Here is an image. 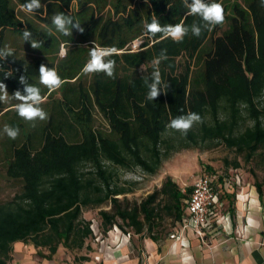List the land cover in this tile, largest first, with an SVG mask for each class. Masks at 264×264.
I'll return each mask as SVG.
<instances>
[{
	"label": "trees",
	"instance_id": "obj_1",
	"mask_svg": "<svg viewBox=\"0 0 264 264\" xmlns=\"http://www.w3.org/2000/svg\"><path fill=\"white\" fill-rule=\"evenodd\" d=\"M27 2L30 0H0V50L12 53L0 59V83L12 95L17 90L23 93L24 85L19 82L23 75L27 84L40 88V106H46L48 118L6 122L20 131L16 139L8 137L4 142L0 163L8 178L21 183V190L0 203V264H13L18 241L47 248V254H40L48 259L61 245L81 250L94 235L92 221L83 218L84 208H97L108 201L115 211L100 210L103 232L114 224L125 229L118 218L136 232L149 233L166 231V222L180 220L192 187L188 194L168 176L141 203L124 207L117 196L128 189L115 184L113 170L140 166L155 173L172 147L164 135L174 118L190 112L201 117L199 129L191 128L184 135L188 140L184 147L221 141L244 154L247 162L264 150L261 0H205L223 6L224 22L202 27L199 37L189 31L179 43L160 33L151 36L146 25L153 19L162 26L203 25L199 16L186 15L184 0H41V7L31 13L48 27L18 15L16 8ZM57 13L71 17L84 31L72 29L76 36L75 31L67 36L56 31L52 18ZM25 30L31 32L29 41L23 38ZM6 32L27 43L37 42L48 51V61L29 59L17 48H7ZM138 39L142 42L134 49ZM62 44L68 48L60 57ZM93 46L118 50L106 58L116 61L114 79L104 73L82 72ZM162 50L167 58L157 65L154 61ZM41 64L57 71L63 80L60 88L50 91L40 83ZM157 69L169 87L155 101L148 100L145 80L151 83ZM16 101L0 109V117L13 109L18 114L15 106L20 101ZM221 109L226 113L222 119ZM96 110L107 120L108 129L95 126ZM243 110L253 125L238 131ZM208 113L212 122L206 119ZM163 144L167 146L164 151ZM256 186L262 193V185Z\"/></svg>",
	"mask_w": 264,
	"mask_h": 264
},
{
	"label": "rangeland",
	"instance_id": "obj_2",
	"mask_svg": "<svg viewBox=\"0 0 264 264\" xmlns=\"http://www.w3.org/2000/svg\"><path fill=\"white\" fill-rule=\"evenodd\" d=\"M16 10L19 16L35 19L43 27H48V25L37 18L36 14L26 12L21 6H18ZM74 10H77L76 2L74 3ZM226 27L227 25L225 28ZM76 30H72L73 32L75 31V36L78 31ZM5 35V45L7 48H17L22 56H26L29 59H44L48 61V51L44 52L40 47L33 49L31 43L19 39L13 33L6 32ZM141 42V39L135 40L133 48L137 49ZM69 47H73V44L69 45ZM62 48L66 50L68 46L62 44L59 47L58 55L60 57ZM183 59L184 58H182V60ZM7 91L8 98L7 100L0 101V109L9 106L12 101H15L10 90L7 89ZM0 95H3V93L0 92ZM58 96L59 95H55L54 97ZM16 103H18V101H16ZM40 107L43 110L46 108L44 105ZM9 113L6 114L7 116L0 117V159L4 158L3 149L6 146L4 142L8 139L7 134L4 132L5 126L8 125L7 123L10 122L11 118L18 120L21 123L25 121L23 118L19 117L18 114L14 115V109ZM243 114L244 118L241 120L238 131H243L247 127L253 125V120L248 115V112L243 110ZM94 116L96 127L108 129L109 124L107 120L98 110L94 112ZM225 117L226 113L221 109L220 118L222 119ZM206 119L209 122L213 121L210 113L206 115ZM199 126L200 124L196 123L192 126V129L197 131ZM164 138L170 140L172 147L169 150V155L163 158L161 165L155 173H150L140 166H133L128 169L122 167L113 168L117 173L114 178L115 184L128 189L126 194L117 196L124 207H132L135 204L141 203V201L149 194L160 189L168 176L172 177L183 191L188 190L189 194V189L193 186L194 180L198 176L207 173L212 176L216 190L219 191L220 187H228V189L234 191V195L228 200L233 198L235 203L238 199L243 201L244 208L246 209L244 223L241 225L243 230L246 231L247 229V216L251 211L249 206L250 200L253 198L252 195L260 198L261 211L264 218V155L259 156V153H264L263 148L256 153L251 162H247L244 154L238 153L235 149L228 147L221 141L208 140L206 142H200L197 146L192 144L191 147L187 148L184 147L185 143L188 141L187 138L181 132L172 128H169L164 135ZM166 147V144L162 145L163 151ZM237 162L240 163L239 167L235 166ZM105 164L107 166L111 165L110 162H106ZM87 168L90 169V165H88ZM219 177H222V180H220ZM220 181H223L222 185L220 184ZM257 183L262 185V193L258 191L256 186ZM244 189L245 192H243ZM20 190L21 183L8 178L4 164L0 163V203L11 199L15 193ZM228 200L221 198V201L223 202L222 208L225 212L232 214L233 209H230V207L232 208L234 206H230ZM101 209L115 211V207L111 201H108L97 208H84L83 218L92 221V227L95 229H97V227L102 229L103 220L100 215ZM235 210L234 214H237L236 207ZM118 223L123 224L127 230H133V228L124 224L121 218H118ZM172 226V221L170 220L165 223L166 230H171Z\"/></svg>",
	"mask_w": 264,
	"mask_h": 264
},
{
	"label": "crops",
	"instance_id": "obj_3",
	"mask_svg": "<svg viewBox=\"0 0 264 264\" xmlns=\"http://www.w3.org/2000/svg\"><path fill=\"white\" fill-rule=\"evenodd\" d=\"M219 192L227 200L234 195L228 187H220ZM252 196L246 231L241 226L246 210L243 201L238 199L235 203L231 198L228 201L234 206L230 207L233 213L221 208L211 216L205 241L192 229L185 230L181 234L187 241L185 246L181 240L170 237L186 218L184 201V213L180 220L172 221L171 230L136 232L114 224L103 232L97 227L81 250L72 251L61 245L51 259L40 254H47V248L18 241L14 245L13 264H264V218L260 198Z\"/></svg>",
	"mask_w": 264,
	"mask_h": 264
},
{
	"label": "clouds",
	"instance_id": "obj_4",
	"mask_svg": "<svg viewBox=\"0 0 264 264\" xmlns=\"http://www.w3.org/2000/svg\"><path fill=\"white\" fill-rule=\"evenodd\" d=\"M264 5V0H261ZM185 7L188 9L186 15L199 16L204 22L203 25L193 24L191 26H185L183 22L175 25H161L157 19H153L151 23L146 25L147 33L151 36L156 34H162V38H171L173 41L179 43L183 41V38L192 32L193 35L199 37L201 35L202 27H210L224 22V8L220 3H206L205 0H184ZM26 12H34L41 7V0H30L21 6ZM52 23L55 26L56 31L63 35H71L72 29H77L83 32L84 29L79 23H74L71 17L65 16L63 13H57L52 18ZM31 32L25 30L23 32V38L25 41H29ZM31 47L37 49L40 45L31 41ZM11 50H0V59H7L10 56ZM118 54V50L115 47H96L93 46L89 52L90 59L82 68V72L88 73H104L109 78H115L114 70L116 61L110 58ZM60 55L63 57L66 55V50L61 49ZM166 50H162L160 56L154 61L155 64H159L161 59H166ZM39 80L42 85L47 87L50 91L58 89L62 86L63 80L58 75L57 71L52 68H48L46 65L41 64L39 67ZM19 82L24 85L23 93L19 90L15 91L13 98L20 101L15 107L19 117L25 121L34 122L36 120L44 121L48 118V114L40 107L43 102V97L40 94V88L29 85L26 83L25 77L22 75L19 77ZM145 84L148 88L147 99L155 101L161 94L163 89L169 87L167 84H163L161 74L159 70H154L152 73V82L148 83L145 80ZM0 101L7 100L8 91L4 83H0ZM201 117L198 113L190 112L187 115H182L174 118L170 121L169 127L186 135L192 126L196 123H201ZM19 128L6 125L4 132L10 139H16L19 135ZM186 246V242H185Z\"/></svg>",
	"mask_w": 264,
	"mask_h": 264
},
{
	"label": "built area",
	"instance_id": "obj_5",
	"mask_svg": "<svg viewBox=\"0 0 264 264\" xmlns=\"http://www.w3.org/2000/svg\"><path fill=\"white\" fill-rule=\"evenodd\" d=\"M185 203L186 218L181 226L170 234V237L181 240L185 244L187 241L181 237V234L187 229H192L202 241H205L209 218L223 207L220 192L215 189L210 174L204 173L194 180L192 191Z\"/></svg>",
	"mask_w": 264,
	"mask_h": 264
}]
</instances>
